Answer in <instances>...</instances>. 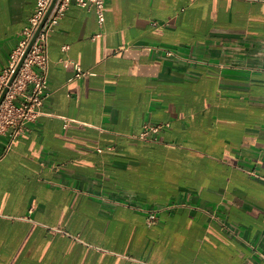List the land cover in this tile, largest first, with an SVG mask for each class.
Segmentation results:
<instances>
[{"label":"crops","instance_id":"1","mask_svg":"<svg viewBox=\"0 0 264 264\" xmlns=\"http://www.w3.org/2000/svg\"><path fill=\"white\" fill-rule=\"evenodd\" d=\"M35 3L0 0V72ZM46 48L0 135V264H264V0L70 3Z\"/></svg>","mask_w":264,"mask_h":264},{"label":"built area","instance_id":"2","mask_svg":"<svg viewBox=\"0 0 264 264\" xmlns=\"http://www.w3.org/2000/svg\"><path fill=\"white\" fill-rule=\"evenodd\" d=\"M51 1L52 0H36L34 12L29 18V25L22 30L18 47L15 53L11 55L9 65L0 72V93L7 85V81L21 54L51 4ZM70 3H74L88 11L93 10L96 15L97 23L99 25L103 23L106 0L54 1L48 16L39 29L25 58L11 83L7 86V91L0 103V135L6 134L10 139H13L18 135L25 134L29 131L27 123L33 121L40 113L39 106L48 95L47 36L58 24L59 19ZM63 48L65 49L66 46ZM113 52L118 53V50L113 49ZM75 68L77 77L86 73L82 71L78 65H75ZM150 130L156 129H146L140 136L147 138V132Z\"/></svg>","mask_w":264,"mask_h":264},{"label":"water","instance_id":"3","mask_svg":"<svg viewBox=\"0 0 264 264\" xmlns=\"http://www.w3.org/2000/svg\"><path fill=\"white\" fill-rule=\"evenodd\" d=\"M54 1H55V0H52V1H51V4L49 5L47 11H46L45 14L43 15V17H42L40 23H39L38 26L36 27L34 33L32 34V36H31V38H30V40H29V42L27 43V46L25 47L23 53L21 54V56H20V58H19V60H18V62H17V64H16V66H15V68H14L12 74L10 75V77H9V79H8V81H7V85L3 88L2 92L0 93V103H1V101H2V99H3V97H4V95H5V93H6V91H7V86L11 83V81H12L13 77L15 76V74H16L18 68L20 67V65H21V63H22V61H23V59L25 58V56H26V54H27V52H28V50H29V48H30L32 42L34 41V39H35V37H36V35H37L39 29L41 28V26L43 25V23H44L46 17L48 16V14H49V12H50L52 6H53Z\"/></svg>","mask_w":264,"mask_h":264}]
</instances>
